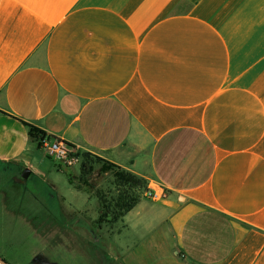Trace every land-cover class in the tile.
<instances>
[{"label": "crops", "instance_id": "obj_1", "mask_svg": "<svg viewBox=\"0 0 264 264\" xmlns=\"http://www.w3.org/2000/svg\"><path fill=\"white\" fill-rule=\"evenodd\" d=\"M27 124L166 189L93 208L123 264H264V0H0V213L38 238L63 199Z\"/></svg>", "mask_w": 264, "mask_h": 264}, {"label": "rangeland", "instance_id": "obj_2", "mask_svg": "<svg viewBox=\"0 0 264 264\" xmlns=\"http://www.w3.org/2000/svg\"><path fill=\"white\" fill-rule=\"evenodd\" d=\"M79 156V162L72 166H66L57 158L49 156L47 161L50 162L51 168L50 170L44 168L46 170L44 178L54 184L55 192L63 199L61 202L63 207L62 218H59L58 222L61 223L58 228L46 229L41 235L38 234L37 238L33 231L27 230L22 225H15L14 221L0 213V236L2 241L6 243L5 245H9L8 248L17 253L19 256L17 261L29 260L30 248L34 250V246L43 245L46 246L48 254L31 256L30 259L33 257V260L31 259L32 264H36L37 260L43 257L55 264H99L100 251L98 249H102V247L105 253L112 255L114 259L116 258L119 264H123L120 259L121 251L118 249L122 246L119 241L122 238H116L117 249L115 247L111 249L108 244H105L104 239L102 240L103 243H90L86 239L87 233L93 232L95 223H89V221L95 214L93 208L98 204V217L105 211L109 212L97 222L100 226L109 227L118 220V216H114L116 211L114 206L118 198L130 190L132 193H139L142 198L149 199L144 196L147 186L142 187V178L134 176L133 186L129 189V186H125L118 177L120 173L124 174L125 170L117 166L109 168L91 153H87L89 167L82 176L81 162L85 157ZM52 158L55 159H53L55 165L51 160ZM23 172L25 175V170ZM24 175L22 177L25 179ZM67 177H70L75 184L82 185L90 196L86 197L84 191L74 189L68 183ZM82 213L85 214V220L81 217ZM119 226V223L116 224L114 230L119 229ZM107 236L112 238L111 234Z\"/></svg>", "mask_w": 264, "mask_h": 264}, {"label": "trees", "instance_id": "obj_3", "mask_svg": "<svg viewBox=\"0 0 264 264\" xmlns=\"http://www.w3.org/2000/svg\"><path fill=\"white\" fill-rule=\"evenodd\" d=\"M28 126V133L29 135L32 137V138H35L39 141V143H41L42 139H45V138H49V137H46V135L43 133L42 130H40L38 127L34 126V125H31V124H27ZM39 133V135H38ZM64 143L69 146V147H72L74 148V145H72L71 143H68V142H65ZM78 154L81 155L82 157H85V159L81 162V169H82V172H81V175L83 176V174L88 170V167H89V159L87 158V152H84V151H81L79 152L78 151ZM96 159L98 160H102L98 157H95ZM102 162L107 166V167H116L115 165L111 164V163H108L106 161H103ZM134 174L128 172V171H125L124 174L120 173L118 175L119 177V181L123 182V184L125 186H129V189L133 186V178H134ZM117 177V178H118ZM70 180L72 181V179L70 178ZM141 186L143 187H146V181L144 179H141ZM138 184V183H137ZM140 198V194L139 193H132L130 190L125 192V194L122 196V197H119L118 198V201L116 202L115 206H114V210H116L114 212V216H121L123 213H125L126 211H128L135 203L136 201ZM109 211H105L104 213H101L98 221H100L104 216H106Z\"/></svg>", "mask_w": 264, "mask_h": 264}, {"label": "built area", "instance_id": "obj_4", "mask_svg": "<svg viewBox=\"0 0 264 264\" xmlns=\"http://www.w3.org/2000/svg\"><path fill=\"white\" fill-rule=\"evenodd\" d=\"M41 146L47 155L55 157L66 166H72L79 162L78 150L67 146L64 141L52 138L42 139ZM144 196L152 201H161L167 198L168 193L163 187L157 189L148 188L144 191Z\"/></svg>", "mask_w": 264, "mask_h": 264}, {"label": "water", "instance_id": "obj_5", "mask_svg": "<svg viewBox=\"0 0 264 264\" xmlns=\"http://www.w3.org/2000/svg\"><path fill=\"white\" fill-rule=\"evenodd\" d=\"M26 174L24 175V172L22 173V175H24L25 177L28 174V169H25ZM0 264H9L7 261H5L1 256H0ZM36 264H54L48 261H42V260H37Z\"/></svg>", "mask_w": 264, "mask_h": 264}]
</instances>
